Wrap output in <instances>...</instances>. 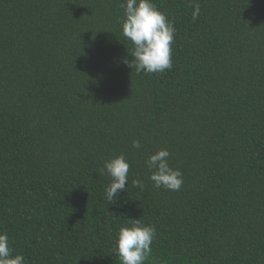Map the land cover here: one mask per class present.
Here are the masks:
<instances>
[{
    "label": "trees",
    "instance_id": "obj_1",
    "mask_svg": "<svg viewBox=\"0 0 264 264\" xmlns=\"http://www.w3.org/2000/svg\"><path fill=\"white\" fill-rule=\"evenodd\" d=\"M123 2L0 0V232L25 264H120L139 219L145 264H264V0H152L176 28L162 73L122 63ZM162 148L179 191L148 179ZM120 154L110 204L99 169Z\"/></svg>",
    "mask_w": 264,
    "mask_h": 264
},
{
    "label": "clouds",
    "instance_id": "obj_2",
    "mask_svg": "<svg viewBox=\"0 0 264 264\" xmlns=\"http://www.w3.org/2000/svg\"><path fill=\"white\" fill-rule=\"evenodd\" d=\"M123 16L118 19L121 35L131 42L128 54L122 60L127 67L137 73H162L172 68V45L175 40L176 28L174 22L152 2V0H124L121 4ZM192 17L200 15V5H192ZM132 148L139 149L141 142L133 139ZM171 153L159 149L150 154L146 160L149 171L148 179L156 189L179 191L183 185V174L169 164ZM130 164L125 156L120 154L103 162L99 169L101 176L107 175L105 200L115 203L119 193L125 191L128 182ZM134 187L143 191L144 183L140 179L132 181ZM131 226H120L115 233L112 251L119 258L120 264H145L152 254V243L156 229L152 225H144L139 219L130 220ZM0 264H25V257L14 254L10 247L9 236L0 232Z\"/></svg>",
    "mask_w": 264,
    "mask_h": 264
}]
</instances>
